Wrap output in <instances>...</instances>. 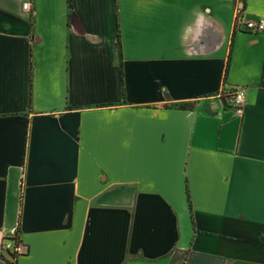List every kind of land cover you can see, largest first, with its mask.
Wrapping results in <instances>:
<instances>
[{
  "label": "crops",
  "instance_id": "obj_1",
  "mask_svg": "<svg viewBox=\"0 0 264 264\" xmlns=\"http://www.w3.org/2000/svg\"><path fill=\"white\" fill-rule=\"evenodd\" d=\"M262 17L264 0H0L14 264H264V32L245 30ZM237 90L242 113L221 98Z\"/></svg>",
  "mask_w": 264,
  "mask_h": 264
},
{
  "label": "built area",
  "instance_id": "obj_2",
  "mask_svg": "<svg viewBox=\"0 0 264 264\" xmlns=\"http://www.w3.org/2000/svg\"><path fill=\"white\" fill-rule=\"evenodd\" d=\"M29 4H24V9H29ZM245 30L249 33H262L264 32V17L258 20L249 21L245 23ZM245 99V93L243 90H237L231 95L230 103L232 107L239 113H242V104ZM0 247L7 252L15 262L16 258L26 253L25 245L18 239L7 238L2 232H0Z\"/></svg>",
  "mask_w": 264,
  "mask_h": 264
},
{
  "label": "trees",
  "instance_id": "obj_3",
  "mask_svg": "<svg viewBox=\"0 0 264 264\" xmlns=\"http://www.w3.org/2000/svg\"><path fill=\"white\" fill-rule=\"evenodd\" d=\"M234 92L233 91H231V92H229V93H224L222 96H221V98H222V100H223V102H224V104L225 105H227V100H230L231 99V95L233 94ZM182 108H187V109H191L192 108V105H188V106H182ZM7 264H8V262H6Z\"/></svg>",
  "mask_w": 264,
  "mask_h": 264
}]
</instances>
